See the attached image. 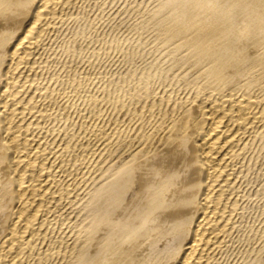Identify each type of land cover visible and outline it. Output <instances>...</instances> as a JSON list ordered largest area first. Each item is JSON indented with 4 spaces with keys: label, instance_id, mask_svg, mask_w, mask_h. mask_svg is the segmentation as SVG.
Masks as SVG:
<instances>
[{
    "label": "bare ground",
    "instance_id": "obj_1",
    "mask_svg": "<svg viewBox=\"0 0 264 264\" xmlns=\"http://www.w3.org/2000/svg\"><path fill=\"white\" fill-rule=\"evenodd\" d=\"M157 1L153 73L96 69L98 0H0V264H226L264 157V0Z\"/></svg>",
    "mask_w": 264,
    "mask_h": 264
},
{
    "label": "rangeland",
    "instance_id": "obj_2",
    "mask_svg": "<svg viewBox=\"0 0 264 264\" xmlns=\"http://www.w3.org/2000/svg\"><path fill=\"white\" fill-rule=\"evenodd\" d=\"M107 3H106V2ZM119 3H118V2ZM142 1H143V4H142ZM147 1H148V3H147ZM152 1H155V2H152ZM150 2H152V3H150ZM98 3H99V5H98V7H96V8H94V11L92 10L93 9V7L90 9L91 11H90V15L91 16H93V17H97V19H99V21H98V23H100L98 26H100V28L98 29V33H96L95 34V36H94V39L92 40L93 41V45L91 44V46H92V48H94V49H96V51H97V53H98V51H99V44L102 42V44H101V48L103 49H101L99 52V54H98V56H99V60H98V64H100V65H98V64H96L95 65V67H96V69L98 68V70H102L103 72L105 71V70H107V71H110L109 69H110V65L112 64H110V62L111 61H117V60H121V58H123V59H125L126 60V58H127V60H126V62L128 63V65L126 64V65H123V64H121L122 66H120L119 65V68H122L123 66L125 67H123L124 69H127L129 66V68L131 69L132 67H134V68H132L133 70H136V71H142L143 69L144 70H146V69H148L147 67H149V70H152L151 72H153V73H155V72H157V69H158V71H159V68L161 67L159 64L160 63H165L166 61V59L164 60V59H162L164 56H161V54H157V52L155 51V48H153L154 47V40H152L153 38V35L151 36V40H149L150 39V35L152 34L151 32L149 33V31L148 32H146L145 34L148 36V39H147V37H146V35L143 33L142 34V31H140L139 30V28L137 27L138 26V23L140 22V21H142L143 19L142 18H145V16L146 15H150L152 12H154V10L156 11L157 9H156V7H157V4H158V1L157 0H101V1H99L98 0ZM103 3V4H102ZM142 5H141V4ZM150 3V4H149ZM155 3H157V4H154ZM102 4V5H101ZM147 4H149V5H147ZM153 6H152V5ZM142 6L141 8H139L138 6ZM148 8H146L145 6ZM101 6H103V7H101ZM125 6V7H124ZM128 6H129V8H128ZM154 7V9L152 8V7ZM105 7V8H104ZM138 7V8H137ZM170 8H172L171 6H169ZM169 7H167V8H169ZM103 8V9H102ZM109 8H111V9H109ZM121 8V9H120ZM144 8V9H143ZM150 8H151V11H150ZM169 8V9H170ZM100 9H101V11H100ZM137 9V10H136ZM98 10V11H97ZM112 10V11H111ZM140 10V11H139ZM153 10V11H152ZM167 11L168 12H166V10L164 11V13L163 14H171V9H170V11L167 9ZM93 12V13H92ZM101 12V13H100ZM141 12H143L142 14H140ZM151 12V13H150ZM92 13V14H91ZM103 13V14H102ZM134 13V14H133ZM137 13V14H136ZM150 13V14H149ZM123 16H122V15ZM146 14V15H145ZM101 15V16H100ZM129 15V16H128ZM99 16V17H98ZM142 16H144V17H142ZM139 17H142V18H139ZM147 17V16H146ZM130 18V19H129ZM135 18V19H134ZM104 19V20H103ZM118 19V20H117ZM129 19V20H128ZM139 19V20H138ZM140 19H142V20H140ZM113 20V21H112ZM120 20V21H119ZM131 20V21H130ZM137 22V23H135L134 24V22L135 21ZM117 21V22H116ZM126 21V22H125ZM102 22V23H101ZM123 22H125V23H123ZM105 24V25H104ZM124 24V25H123ZM117 25V26H116ZM120 25V26H119ZM109 26V27H108ZM101 27H102V30H101ZM119 27V28H118ZM121 27V28H120ZM135 27L137 28V29H135ZM114 29V30H113ZM128 29V30H127ZM136 30V31H135ZM135 31V32H134ZM138 31H140V32H138ZM121 32V33H120ZM111 33V34H110ZM119 33V34H118ZM134 33H136V35L134 34ZM139 33H141V34H139ZM116 36H115V35ZM138 34H139V36H138ZM150 34V35H149ZM97 35H98V37L100 38V37H103V39H99V38H97ZM118 35V36H117ZM142 35V36H141ZM107 36V37H106ZM133 36V37H132ZM106 37V38H105ZM145 37V38H144ZM108 38V39H107ZM128 38V39H127ZM130 38H131V40H132V42H131V40H130ZM135 38V39H134ZM98 41H97V40ZM111 39V40H110ZM114 39H116L115 41H114ZM127 39V40H126ZM143 41H142V40ZM106 40H108V41H106ZM126 42H125V41ZM144 40H146V41H144ZM95 41V42H94ZM100 41V42H99ZM104 41V42H103ZM116 42V44L114 43V42ZM120 41V42H119ZM141 41V42H140ZM148 41H150L149 43H151V44H149V46H150V49L152 48L153 50H148V48H149V46L148 47H146V45L145 44H147V42ZM98 44H97V43ZM106 42V43H105ZM107 42H109V44H111V45H109ZM123 42V43H122ZM129 42H131V43H133V44H131V43H129ZM136 42V43H135ZM140 42V43H139ZM145 42V43H144ZM128 43V44H127ZM143 45H142V44ZM97 44V45H96ZM104 44H106V45H104ZM107 44L109 45V46H107ZM114 44V45H113ZM121 44H124V45H121ZM136 44V45H135ZM99 46V47H97L96 48V46ZM118 45H119V47H118ZM131 45V46H130ZM144 45H145V47L146 48H144ZM148 45V44H147ZM108 47V49H106L107 47ZM114 46V49H115V46H116V49L114 50L112 47ZM135 46V49L133 48ZM136 46L138 47V48H136ZM153 46V47H152ZM110 47H111V49H110ZM118 47V48H117ZM121 47H123V50H122V52L123 53H125V55L124 54H121L122 52H121ZM132 47V48H131ZM139 47H141V48H139ZM121 48V49H120ZM126 48V49H125ZM127 48H129V50H131V52L127 49ZM142 48H144V50H142ZM109 49H110V51H111V53L112 54H110V51H109ZM113 49V50H112ZM120 50V51H118V50ZM133 49V50H132ZM139 49V50H138ZM107 50L108 51V53H109V55H108V53H106L105 51ZM126 50H128V51H126ZM138 51V52H135L134 53V56L136 55V58L133 56V57H131L130 58V55L132 54L133 55V52L132 51ZM140 50H141V52H143V54H144V56H143V54L140 52ZM106 53H104V52ZM125 51V52H124ZM144 51L146 52V53H149V55H150V58H148L149 57V55L148 54H146V53H144ZM149 51V52H148ZM153 51V52H152ZM86 52H88L87 50H86ZM86 52L83 54L84 56L86 55ZM127 52V53H126ZM152 52V53H151ZM155 52H156V54H155ZM104 53V55H106V56H108L109 58H111V59H109L108 57H105L104 55H102V54ZM116 53V54H115ZM131 53V54H130ZM139 53V54H138ZM140 53L142 54V57H141V55H140ZM120 54V55H119ZM127 54H130V55H128L129 56V59H128V57H127ZM87 55H89V53H87ZM117 55V57H115ZM131 55V56H132ZM121 56V57H120ZM124 56V57H123ZM146 56H148V57H146ZM153 56H156V57H153ZM157 56H159V58H160V60H159V58H158V60L156 59L157 58ZM107 61H105L103 58ZM138 57V58H137ZM142 59H141V58ZM153 57V58H152ZM102 58V59H101ZM115 58H116V60H115ZM109 60V62H108V60ZM133 59H134V61H133ZM136 59H138L137 61H136ZM140 59H141V64L139 63L140 62ZM145 59V60H144ZM151 59H153V60H151ZM155 59V60H154ZM101 60H102V62H101ZM131 60H132V62H134V64L135 63H138L139 64V67L141 68V66H143L141 69H139V67H138V64L136 65H134L132 62H131ZM144 60V61H143ZM148 60V61H147ZM162 60V61H161ZM100 61V62H99ZM104 61V62H103ZM151 61H158V62H160L159 64H157L156 62V67H155V65H154V62H151ZM130 62H131V64H130ZM143 62H144V64H143ZM146 62H151L153 65H150L149 63H146ZM107 63H109V64H107ZM104 64V65H103ZM166 64V63H165ZM165 64H163L162 65V68H164L165 67ZM107 65V66H106ZM132 65H134V66H132ZM141 65V66H140ZM99 66V67H98ZM128 66V67H127ZM150 66H153V67H150ZM164 66V67H163ZM101 67V68H100ZM104 67H105V69H104ZM127 67V68H126ZM138 67V68H137ZM146 67V68H145ZM156 68V70H155V68ZM100 68V69H99ZM104 70H103V69ZM122 68V69H123ZM129 68H128V70H129ZM135 68H137V69H135ZM151 68V69H150ZM154 70H153V69ZM95 69V70H96ZM143 70V71H144ZM155 71V72H154ZM156 80L158 81L159 79L158 78H156ZM158 83V82H157ZM156 83V84H157ZM264 158V157H263ZM263 158H261V159H259L258 160V162L256 163V165H255V167L253 168V170H252V172H254L253 174H252V176H251V178H250V181L252 182L251 184H249V186L248 187H250L249 188V193L251 194V191H252V196L250 195V197H249V199H248V201H249V206H248V208L246 209V211L244 212V214H243V218L241 219V224H240V228H239V232H237L238 234L236 235V238H235V240H234V242H233V244L231 245V247H229L230 249H232V250H228V252H227V254L225 255V260H224V263H226V264H259L260 263V261H261V263L260 264H264V238L262 237H260V235H259V233H258V230L261 228V226L262 225H264V223H263V221H264V215H262V214H264V159ZM262 163V164H261ZM261 168V169H260ZM255 169V170H254ZM260 172V173H259ZM257 176V177H256ZM252 179V180H251ZM258 179V180H257ZM261 183V184H260ZM251 185V186H250ZM263 186V187H262ZM258 187V188H257ZM254 188V189H253ZM260 188H261V190H260ZM258 191V192H257ZM256 192L258 193V194H256ZM256 195H254V194ZM262 195V196H261ZM253 197H254V199H253ZM256 197V198H255ZM262 197V198H261ZM258 199H259V201H258ZM252 200V201H251ZM251 201V202H250ZM256 201V202H255ZM255 204V205H254ZM258 204V205H257ZM262 206V207H261ZM250 210V211H249ZM258 211V212H257ZM251 213V214H250ZM250 215V216H249ZM253 216V217H252ZM256 216H257V218H256ZM259 218V219H258ZM253 219V220H252ZM256 220V221H255ZM242 225V226H241ZM243 227V228H242ZM255 227V228H254ZM259 229H258V228ZM245 228V229H244ZM247 228V229H246ZM256 229V230H255ZM244 231V232H243ZM248 231V232H247ZM255 232V233H254ZM241 233V234H240ZM252 233V234H251ZM245 234H247V235H245ZM256 234H258V235H256ZM250 235V236H249ZM259 236V237H258ZM240 237V238H239ZM252 238V239H251ZM256 238V239H255ZM259 239V241H258V239ZM243 239V240H242ZM249 241V242H248ZM254 241H256V242H254ZM254 244H253V243ZM254 245V246H253ZM252 247H256L255 249L253 248L252 249ZM263 248V249H262ZM257 249V250H256ZM261 251H260V250ZM238 250V251H237ZM245 250V251H244ZM246 250H247V252H246ZM263 250V251H262ZM252 251H254V254H253V252ZM258 251V252H257ZM230 252V253H229ZM246 254H245V253ZM256 252V253H255ZM262 252V253H261ZM261 255H260V254ZM243 254V255H242ZM229 256V257H228ZM260 258H259V257ZM232 257V258H231ZM251 259H250V258ZM258 257V258H257ZM263 258V259H262ZM257 259V260H256ZM249 260V261H248ZM255 260V261H254Z\"/></svg>",
    "mask_w": 264,
    "mask_h": 264
}]
</instances>
